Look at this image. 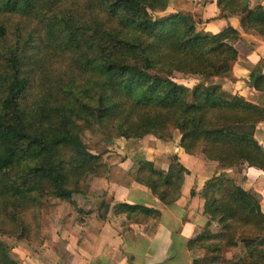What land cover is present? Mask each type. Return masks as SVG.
<instances>
[{"label":"trees","instance_id":"1","mask_svg":"<svg viewBox=\"0 0 264 264\" xmlns=\"http://www.w3.org/2000/svg\"><path fill=\"white\" fill-rule=\"evenodd\" d=\"M168 1L0 0V225L16 227L1 226L3 233L43 240L41 221L33 225L23 214L39 206L44 192L71 201L74 185L96 171L98 156L79 136L96 121L110 123L124 138L179 136L186 152L217 168L247 163L264 171V149L252 133L264 108L216 82L189 86L173 78L174 72L228 73L238 31L231 25L198 30L187 11L158 14ZM217 6L221 15L245 12L247 26L264 35L262 4L217 0ZM11 16L15 23L8 22ZM253 84L263 88L264 73ZM63 149L72 152L69 160L61 157ZM187 171L173 155L167 170L142 159L128 175L169 204ZM201 195L208 219L187 247L203 248L205 256L194 263L264 264L261 194L217 171ZM114 211L158 215L127 202L115 203ZM239 244L243 256L223 254ZM0 264H20L2 240Z\"/></svg>","mask_w":264,"mask_h":264},{"label":"crops","instance_id":"2","mask_svg":"<svg viewBox=\"0 0 264 264\" xmlns=\"http://www.w3.org/2000/svg\"><path fill=\"white\" fill-rule=\"evenodd\" d=\"M255 4L264 6V0H249L250 6ZM170 9L197 13L198 30L217 32L231 25L238 31L233 41L237 54L230 71L204 77L210 81L202 82L219 83L225 91L237 93L264 108V87L256 88L253 84L255 75L264 73V35L247 26L245 12L221 15L217 0H174ZM252 133L264 149V120L254 125ZM122 139L117 149L123 152V157L110 160L108 166L118 167L124 178H116L106 170L90 175L85 190L73 192L71 202L60 205L43 225V240L33 248L22 247L20 264H195V259L202 261L205 250L188 248L187 240L199 233L208 219L201 191L205 181L217 171H225L245 189L259 192L264 210L263 170L247 163L236 174L235 166L217 168L201 155L186 152L179 144V136L168 141L152 134ZM137 151L163 170L168 169L169 156L175 155L188 170L174 202L164 203L145 183L128 175L135 165L132 155ZM117 202L153 208L158 215L136 213L127 217L124 212L114 211ZM214 225L212 222L211 227ZM224 252L227 257L236 253L234 248Z\"/></svg>","mask_w":264,"mask_h":264},{"label":"rangeland","instance_id":"3","mask_svg":"<svg viewBox=\"0 0 264 264\" xmlns=\"http://www.w3.org/2000/svg\"><path fill=\"white\" fill-rule=\"evenodd\" d=\"M173 1L174 0H169L166 9L164 11L158 12V14H164L166 12H170L172 10L170 8L171 6H173ZM175 11H185V10L177 9ZM192 15L194 16L196 22L200 20V17L198 16L197 13H192ZM16 20H17L16 16H11L8 19V22L15 23ZM196 22H195V26L197 28ZM173 78L176 81L182 82L185 85H189V86H192L197 81H204V82L210 81L209 78L187 75V74H183L180 72H174ZM175 134L177 135V131ZM79 136L81 140L85 143L87 149L98 156V160H97L98 165L96 167L95 172L87 174V176L84 177V179H81L77 184L74 185V188L76 189L75 192H78V191L83 192L87 186V181L90 175L97 173V172H102L103 170L112 172L114 177L116 178H124V175L121 173L122 171L118 167H117L118 169L116 167L112 169L111 166H108V162L110 160L115 161L119 157H123V152L119 151L117 147L120 146L121 143H119V141L123 140L122 138L124 137L119 134L118 130L113 125H111L108 122H104V121L103 122L96 121V122H93L89 126L81 127L79 129ZM132 139H137V138H132ZM129 154L130 156L132 155L131 153ZM71 155H72V152L69 149H63L61 152V157L65 160H69ZM141 155L142 154L140 151H137L132 155V157L135 160V165L133 166L131 171H134L138 161L142 159H146V158H143V156ZM170 158L171 156H169V160ZM242 166L234 167L233 169L234 174H236V170L242 168ZM158 169H161V168H158ZM229 176H232V175H229ZM39 182L41 185H43V190H46L48 189V187H50L48 182L45 181V179H41ZM70 185H73V184L71 183ZM96 201L101 202L100 199H97ZM70 202L71 201L62 200L55 194H49L47 192H44L39 197V206L26 209L23 215H24V218L33 225L41 221V234L43 235V225L47 223L48 220L53 217V213L57 209H60V205L68 204ZM101 206H104L103 201L101 202ZM1 226L7 229L16 228V227L14 226V224H11V222H9L8 224L5 223V224L0 225V240H2L5 244H7L10 247L12 254L17 259H19V261H20V258H19L20 252L23 250L22 247L30 246L33 248L34 245L38 243L33 240L29 241L28 239L20 238V236L16 232L10 233V231L9 232L7 231L6 233H3L1 231ZM213 228H216V225H214ZM234 252H236L234 254V255L237 254L236 256H240L239 254L241 253L244 254L243 246L239 244L236 248H234ZM223 254L226 256L225 252H223Z\"/></svg>","mask_w":264,"mask_h":264}]
</instances>
